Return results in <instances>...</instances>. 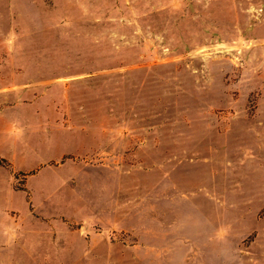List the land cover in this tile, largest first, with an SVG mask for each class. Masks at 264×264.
<instances>
[{
    "label": "rangeland",
    "instance_id": "rangeland-1",
    "mask_svg": "<svg viewBox=\"0 0 264 264\" xmlns=\"http://www.w3.org/2000/svg\"><path fill=\"white\" fill-rule=\"evenodd\" d=\"M0 264H264V0H0Z\"/></svg>",
    "mask_w": 264,
    "mask_h": 264
}]
</instances>
